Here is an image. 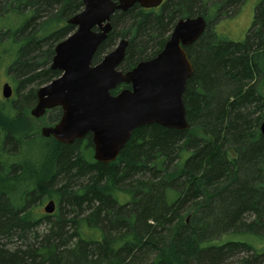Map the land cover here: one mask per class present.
<instances>
[{"label":"trees","instance_id":"trees-1","mask_svg":"<svg viewBox=\"0 0 264 264\" xmlns=\"http://www.w3.org/2000/svg\"><path fill=\"white\" fill-rule=\"evenodd\" d=\"M245 1L164 0L111 16L93 65L123 39L124 73L154 58L178 20L206 27L183 48L188 129L138 128L103 164L91 135L70 145L41 136L59 108L30 114L60 75L54 48L82 0H0V69L13 91L0 101V264H264V0L242 42L215 31Z\"/></svg>","mask_w":264,"mask_h":264},{"label":"water","instance_id":"water-1","mask_svg":"<svg viewBox=\"0 0 264 264\" xmlns=\"http://www.w3.org/2000/svg\"><path fill=\"white\" fill-rule=\"evenodd\" d=\"M163 1L82 0L81 12L67 22L75 28L74 32L54 48L50 69L60 75L37 91V103L30 111L36 119L54 108L61 111L56 125L41 129L43 138L70 145L91 135L93 160L109 164L138 128L155 124L170 130L188 129L182 96L193 68L183 48L204 32L206 22L202 17L178 20L163 49L129 72L118 70L127 47L123 39L93 65V57L111 30L110 18L116 11L125 12L135 5L155 9ZM121 85L130 89L112 95ZM11 96V86L4 83L1 97L8 100ZM259 130L264 136V119ZM55 208V203L48 201L43 211L50 215Z\"/></svg>","mask_w":264,"mask_h":264},{"label":"rangeland","instance_id":"rangeland-1","mask_svg":"<svg viewBox=\"0 0 264 264\" xmlns=\"http://www.w3.org/2000/svg\"><path fill=\"white\" fill-rule=\"evenodd\" d=\"M261 2V0H246L243 2L235 11V13L232 14V16L228 18L221 19L216 25H215V31L221 35L226 36L230 40L234 42H242L250 27L252 24V20L255 13L256 6ZM9 19V17H8ZM7 19V20H8ZM51 65V64H50ZM10 77L11 75L8 74ZM9 83V79L5 76L4 71H2V68L0 69V90L3 83ZM11 85V84H10ZM29 89V88H28ZM27 91V89H24ZM0 101H3V98L0 94ZM59 184L55 185V188H59ZM46 204V202L40 207L41 212L43 213V206ZM49 229L48 226L42 224L40 228L38 229L39 234L45 233ZM259 248H262V245H259Z\"/></svg>","mask_w":264,"mask_h":264},{"label":"bare ground","instance_id":"bare-ground-1","mask_svg":"<svg viewBox=\"0 0 264 264\" xmlns=\"http://www.w3.org/2000/svg\"><path fill=\"white\" fill-rule=\"evenodd\" d=\"M103 42H104V41H103ZM103 42H102V43H103ZM102 43H101V44H102ZM101 44H100V45H101Z\"/></svg>","mask_w":264,"mask_h":264},{"label":"flooded vegetation","instance_id":"flooded-vegetation-1","mask_svg":"<svg viewBox=\"0 0 264 264\" xmlns=\"http://www.w3.org/2000/svg\"><path fill=\"white\" fill-rule=\"evenodd\" d=\"M39 89H40V88H39ZM39 89H38V90H39Z\"/></svg>","mask_w":264,"mask_h":264}]
</instances>
